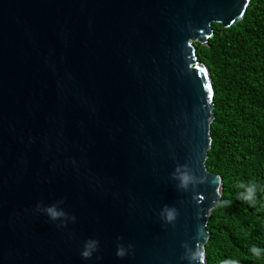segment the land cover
I'll return each instance as SVG.
<instances>
[{"label": "water", "instance_id": "1", "mask_svg": "<svg viewBox=\"0 0 264 264\" xmlns=\"http://www.w3.org/2000/svg\"><path fill=\"white\" fill-rule=\"evenodd\" d=\"M251 1L0 0V264H206L223 179L195 45Z\"/></svg>", "mask_w": 264, "mask_h": 264}, {"label": "trees", "instance_id": "2", "mask_svg": "<svg viewBox=\"0 0 264 264\" xmlns=\"http://www.w3.org/2000/svg\"><path fill=\"white\" fill-rule=\"evenodd\" d=\"M212 28L208 44L195 45L215 90L206 165L222 177L220 202L229 203L219 202L209 219L206 264H264V208L244 199L255 183L251 199L264 203V0H252L237 24Z\"/></svg>", "mask_w": 264, "mask_h": 264}, {"label": "clouds", "instance_id": "3", "mask_svg": "<svg viewBox=\"0 0 264 264\" xmlns=\"http://www.w3.org/2000/svg\"><path fill=\"white\" fill-rule=\"evenodd\" d=\"M256 186H257V185H256L255 183H251V186L248 188V196L244 197V199H245V200H248L251 206H255L256 204L260 203V206H261L262 208H264V203H261L260 201H257V199H255V200H252V199H251V197H252V193H253V189H254ZM262 190H264V189H262ZM226 203H229V202H228V201H222V202H220V205H223V204H226ZM220 205H218V206H220ZM258 210H259V209H258ZM49 212H50V214L53 215V216H55V215L57 214V213H56L54 210H52V209H49ZM261 251H262L261 249L256 248V247H254V246H253L252 248H250V252L252 253V255H253L254 257H260V255H261ZM87 254H88L87 252L84 253V255H87ZM122 254H123L122 251L118 252V255H122ZM198 264H204V257H203V253H202V252H201L200 255H199ZM221 264H239V262H238L237 260H235V259H231V260H229V259H225V260H223V261L221 262Z\"/></svg>", "mask_w": 264, "mask_h": 264}]
</instances>
